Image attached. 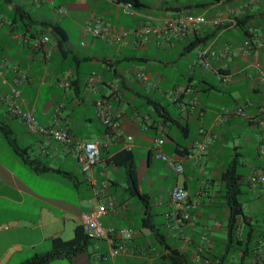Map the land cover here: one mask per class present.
<instances>
[{"label": "crops", "instance_id": "obj_1", "mask_svg": "<svg viewBox=\"0 0 264 264\" xmlns=\"http://www.w3.org/2000/svg\"><path fill=\"white\" fill-rule=\"evenodd\" d=\"M121 2L0 0V95L10 92L17 69L25 70L28 79L21 85L22 104L39 123L59 118L67 121L76 139L98 140L100 161L93 174L109 181L106 196L118 204L100 222L104 227L136 229L125 251L115 257H97L106 255L109 245L105 239H95L85 251L46 264H76L91 258L105 264H173L172 249L184 256V264H253L255 248L261 249L264 264V184L249 180L253 170L264 171V123H259L264 119V82L250 65L255 60L264 64V48L245 58L212 60L225 79L201 66H189L203 46L222 50L247 38H263L264 23L257 19L264 17V0H136L132 15L122 11ZM180 12L235 21L245 17L246 22L243 27L207 25L199 32L170 34L168 41L163 33L136 42L129 32L118 42L111 36L92 38L83 32L84 25L97 18L118 31H129L144 23L160 24ZM40 22L47 26L43 28ZM43 34L50 39L42 48L20 38L27 35L33 40ZM194 34L208 38L188 50ZM59 39L75 58L62 59ZM139 70L148 74L147 82L136 77ZM92 72L96 77L89 90L86 83ZM64 74L70 76V84L62 88L58 80ZM99 97L107 98L120 113V136H105L106 127L94 109ZM154 105L160 107L159 113ZM237 106L243 107L247 117L230 115L216 123L221 112ZM0 123L29 160L45 167L35 171L0 131V264H21L48 251L51 237H73L92 189L74 148L29 132L18 116L8 112L2 97ZM200 127L214 130L218 138L199 157H188L187 149ZM128 135L133 137L130 149L125 148ZM156 138L164 140L162 150L167 155L183 164L182 175L153 157ZM123 150L131 153L132 175L146 201L130 193L126 167L110 161ZM231 165L238 174L237 198L242 205V212L234 216L233 239L228 235L231 209L222 179ZM175 183L187 188L191 203L192 218L180 225L167 217ZM145 218L155 232L141 227ZM247 247L252 250L245 252Z\"/></svg>", "mask_w": 264, "mask_h": 264}, {"label": "built area", "instance_id": "obj_2", "mask_svg": "<svg viewBox=\"0 0 264 264\" xmlns=\"http://www.w3.org/2000/svg\"><path fill=\"white\" fill-rule=\"evenodd\" d=\"M120 6L125 14L132 15L135 13L131 2H121ZM59 14L63 13L61 7L57 8ZM1 21V18H0ZM236 21L233 18L221 19L219 17L206 18L202 14H192L190 12H180L174 17L165 19L162 23H144L136 28L126 31H118L115 28L107 25L103 20L97 18L88 21L84 27L83 32L89 37L98 38L111 36L113 40L120 41L126 37L129 32H132L136 42L147 41L149 38L159 37L163 33L164 41L170 39V34L183 35L187 32H199L207 25L218 26L221 29L235 25ZM21 40L27 42L34 48H42L48 41L49 35L43 34L32 40L27 35H20ZM259 48H264V37L256 41L247 38L243 40L238 46L225 48L222 50H214L211 45L201 47L196 57L189 65L191 68L201 66L202 68L217 73L221 78L225 79V74L221 70L212 65V60L228 59L231 60L236 57L245 58L252 54L253 51ZM260 81L264 82V64L258 60L250 64ZM96 77L95 73L89 74L87 77L86 86L90 90L93 80ZM136 77L141 82L149 80L148 74L144 70L136 72ZM28 79V74L25 70L17 69L16 75L13 79V86L7 95H0L3 98L9 113L18 116L24 123L29 132L44 135L65 147L72 146L78 155L82 173L85 181L92 189V196L86 200L87 209L79 215V225L82 227L84 233L88 238L105 239L108 242L109 249L107 254H97V257L106 259L107 257H115L123 253L126 249V242L130 240L136 233V229L132 227H104L100 218L118 208L115 200L106 196L109 187L108 180H98L93 172L95 165L100 161V143L98 140H82L76 139L70 133L67 121L55 119L50 124H41L33 116L30 110L25 109L21 98V85ZM70 76L64 74L58 80V85L62 88L69 86ZM156 88V84H152ZM61 106V104H59ZM94 109L96 117L106 127L105 136L114 138L121 135L118 120L120 113L113 109L112 103L105 97H99L94 100ZM264 114V106L261 108ZM234 115L242 118L247 117L243 107H235L230 111L221 112L216 119L217 124H221L226 120L227 116ZM264 123V119L259 121ZM129 141L125 144L126 149H130L133 137L128 135L126 137ZM218 138L217 132L210 128L200 127L198 129L197 139L188 147L187 156L197 158L205 153L207 148ZM164 140L160 138L154 139L152 144V154L156 159L161 160L170 166L177 175H182L184 171L183 164L176 160L175 157L167 155L162 150ZM251 182H259L264 184V171L253 170L249 176ZM191 203L189 202V191L180 183H175L170 190V209L167 212V217L174 223L180 225L189 222L192 218ZM261 249L255 248L253 250V264H261Z\"/></svg>", "mask_w": 264, "mask_h": 264}, {"label": "trees", "instance_id": "obj_3", "mask_svg": "<svg viewBox=\"0 0 264 264\" xmlns=\"http://www.w3.org/2000/svg\"><path fill=\"white\" fill-rule=\"evenodd\" d=\"M123 2H131L132 4L136 3V0H120ZM246 22V18L242 17L237 19L235 25H243ZM40 25L44 28L47 26V23L40 22ZM221 28V27H220ZM245 33H247V29L245 28ZM52 31H57V26H52ZM208 36L199 37L198 35H192V38L187 44V49L191 50L195 48L197 45L205 42L207 40ZM253 42V41H252ZM64 41L62 39L58 40V49L61 53L62 59H69L72 60V57L75 58L76 54L70 50H68L64 46ZM260 49V48H259ZM73 83V82H72ZM154 109L159 113L160 107L158 105H154ZM161 116H163L162 113H160ZM173 121V120H172ZM174 123H176L174 121ZM0 131L3 133L5 139L7 140V143L13 148V150L18 153L23 160L32 167L35 171L43 170L45 167L40 168L37 163L33 160H29L25 156V149L20 148L16 140L11 136V133L4 124L0 123ZM114 164L117 165H123L126 167V173H127V181H128V189L131 194H135L143 201H146V195L143 193H140L136 183L134 181L133 175H132V167L133 163L131 160V153L128 150H123L118 153H116L111 160ZM222 179L225 181V190H226V200L227 203L231 209V222L229 225V239H233L235 237L234 235V216L242 212V205L239 199L237 198L239 189H238V174L234 170V165H231L228 167L223 173H222ZM142 228H149L151 231H154V227L152 224L149 223L148 219H143ZM92 240L87 237V235L84 233L82 227L80 225L76 226L74 230L73 237L69 239H62L60 237H51L50 243L51 247L48 251L41 253V254H35L31 258L27 259L21 264H46L52 259L55 258H71L83 251L86 250L87 245L89 241ZM251 251V248H248L244 250L245 252ZM170 258L172 259L173 264H184L185 259L182 254H180L176 249H172L169 253Z\"/></svg>", "mask_w": 264, "mask_h": 264}, {"label": "rangeland", "instance_id": "obj_4", "mask_svg": "<svg viewBox=\"0 0 264 264\" xmlns=\"http://www.w3.org/2000/svg\"><path fill=\"white\" fill-rule=\"evenodd\" d=\"M239 1H244V0H239ZM235 4V3H234ZM233 4V5H234ZM236 5V4H235ZM227 6H228V4H227ZM257 23H259V24H263L264 23V17H259L258 19H257ZM258 25V24H257ZM180 70L181 71H183L184 73H186V69H185V66H181L180 67ZM155 165H158V162H155ZM76 264H105L104 262H102V261H99V260H95V259H89V262H87L86 260H78L77 262H76Z\"/></svg>", "mask_w": 264, "mask_h": 264}]
</instances>
